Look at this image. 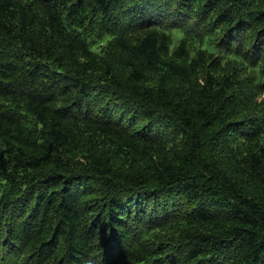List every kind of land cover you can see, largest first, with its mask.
Instances as JSON below:
<instances>
[{"label": "trees", "instance_id": "1", "mask_svg": "<svg viewBox=\"0 0 264 264\" xmlns=\"http://www.w3.org/2000/svg\"><path fill=\"white\" fill-rule=\"evenodd\" d=\"M0 264H264V0H0Z\"/></svg>", "mask_w": 264, "mask_h": 264}, {"label": "bare ground", "instance_id": "2", "mask_svg": "<svg viewBox=\"0 0 264 264\" xmlns=\"http://www.w3.org/2000/svg\"><path fill=\"white\" fill-rule=\"evenodd\" d=\"M10 243V242H9Z\"/></svg>", "mask_w": 264, "mask_h": 264}]
</instances>
